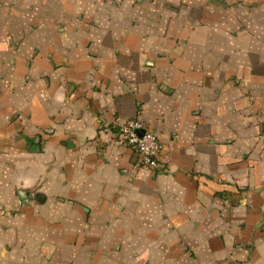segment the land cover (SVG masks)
<instances>
[{
  "label": "crops",
  "instance_id": "0c3cea01",
  "mask_svg": "<svg viewBox=\"0 0 264 264\" xmlns=\"http://www.w3.org/2000/svg\"><path fill=\"white\" fill-rule=\"evenodd\" d=\"M0 264H264V0H0Z\"/></svg>",
  "mask_w": 264,
  "mask_h": 264
},
{
  "label": "built area",
  "instance_id": "2783aa9c",
  "mask_svg": "<svg viewBox=\"0 0 264 264\" xmlns=\"http://www.w3.org/2000/svg\"><path fill=\"white\" fill-rule=\"evenodd\" d=\"M115 140L131 148L136 156V165L156 169L161 149L155 132L147 129L137 119H129L114 129Z\"/></svg>",
  "mask_w": 264,
  "mask_h": 264
}]
</instances>
